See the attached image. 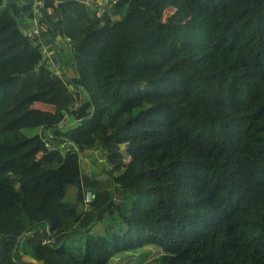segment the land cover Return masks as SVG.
Wrapping results in <instances>:
<instances>
[{
  "label": "trees",
  "instance_id": "1",
  "mask_svg": "<svg viewBox=\"0 0 264 264\" xmlns=\"http://www.w3.org/2000/svg\"><path fill=\"white\" fill-rule=\"evenodd\" d=\"M6 1L0 264H111L150 247L156 264H264V0H108L102 13L45 0L39 43L60 72L28 34L35 0ZM173 2L186 20L163 19ZM77 178L88 208L66 200ZM115 215L122 232L89 233ZM80 230L84 244L69 238Z\"/></svg>",
  "mask_w": 264,
  "mask_h": 264
},
{
  "label": "rangeland",
  "instance_id": "2",
  "mask_svg": "<svg viewBox=\"0 0 264 264\" xmlns=\"http://www.w3.org/2000/svg\"><path fill=\"white\" fill-rule=\"evenodd\" d=\"M45 0H35L36 2H40V4L37 5V7H43V2ZM108 0H89V4H97L98 7H100V13L103 12L104 7L106 6V2ZM57 3V2H56ZM40 11V8H38ZM127 12V9H125L121 14L115 15L114 18H119L125 15ZM3 15H0L2 17ZM188 18L187 11L183 8V6L180 3L173 2L171 5L165 10L163 19L166 21H184ZM11 17L9 14L4 15L3 19H0V24L4 20H10ZM40 25H43L40 24ZM45 26V25H44ZM46 55H50V53L45 52ZM55 70L58 72L61 71L58 67H54ZM68 74H71L70 72ZM36 104H41L43 107H50L47 104L41 103V102H34L32 105L36 106ZM102 112H98L95 114L96 120L92 121L89 125L90 127H96L99 117H101ZM75 123V122H74ZM76 125V123H75ZM23 132L27 135H35L39 133L38 128H25L23 129ZM41 153H39L37 156H39ZM86 168L90 169L93 166V159H90L89 163L88 161H85ZM99 166V165H98ZM77 199V187L72 185L67 186V194H66V200L68 201H75ZM125 229L123 220L118 216L115 215L113 218H109L105 216L99 221H96L93 226L90 228L89 233L93 235H99V236H108L110 237L114 232H122ZM71 236L69 238L72 239L76 244H84L86 241V238L88 236V231L80 230L77 233L70 234ZM70 240V239H69ZM152 250L149 254L144 255L141 251L139 252H126L122 256L116 257L111 261V264H156V260L161 254L159 249L152 248ZM26 260L32 261V259L29 258V255H25L23 257Z\"/></svg>",
  "mask_w": 264,
  "mask_h": 264
},
{
  "label": "clouds",
  "instance_id": "3",
  "mask_svg": "<svg viewBox=\"0 0 264 264\" xmlns=\"http://www.w3.org/2000/svg\"><path fill=\"white\" fill-rule=\"evenodd\" d=\"M4 1H6V0H4ZM57 4V3H56ZM40 12V11H39ZM39 16H41V13L38 15V22H39V28H40V33H39V36L38 37H32V36H30V37H32V38H37L38 39V41H37V43L40 45H42L41 47H42V55H43V63L45 64V62L47 61L48 62V58H50L51 56H53V63L51 64L52 65V67H53V69L55 70V68L54 67H58L59 69H61V64H59L60 63V59L58 58V55H56V54H54V52H55V50L54 49H50V46L48 45V44H44L42 41L39 43V38H40V34H41V25L40 24H42V22H41V20H40V17ZM33 29V28H32ZM31 29V30H32ZM45 52H48V53H50V55H46V53ZM83 198H84V194H83ZM83 200V199H82ZM33 261V260H32ZM36 262V261H35ZM37 263V262H36Z\"/></svg>",
  "mask_w": 264,
  "mask_h": 264
},
{
  "label": "built area",
  "instance_id": "4",
  "mask_svg": "<svg viewBox=\"0 0 264 264\" xmlns=\"http://www.w3.org/2000/svg\"><path fill=\"white\" fill-rule=\"evenodd\" d=\"M54 1L57 2V3L59 2V0H54ZM38 4H40V2H36L35 3V1H34V5L33 6L35 7L36 14H39V10H38V7H37ZM33 23H34L35 28L32 29V30H30L28 32V34L30 36H32V37H38L39 36V33H40L38 16L35 17V19L33 20ZM93 198H94V195H93V192L92 191H88V192H86L84 194L83 200H84V203H85L86 208L89 207L90 202L93 201Z\"/></svg>",
  "mask_w": 264,
  "mask_h": 264
},
{
  "label": "water",
  "instance_id": "5",
  "mask_svg": "<svg viewBox=\"0 0 264 264\" xmlns=\"http://www.w3.org/2000/svg\"><path fill=\"white\" fill-rule=\"evenodd\" d=\"M7 1H4L3 4L6 5ZM75 184L77 186V200L81 201L83 199L84 189L81 184V179L77 178L75 180Z\"/></svg>",
  "mask_w": 264,
  "mask_h": 264
},
{
  "label": "crops",
  "instance_id": "6",
  "mask_svg": "<svg viewBox=\"0 0 264 264\" xmlns=\"http://www.w3.org/2000/svg\"><path fill=\"white\" fill-rule=\"evenodd\" d=\"M4 18V15L2 16V17H0V19H3ZM5 21H7V20H4V21H2V22H5ZM50 46V49L52 50V46L51 45H49ZM59 64H61V65H63L64 64V62H62V61H60V63ZM68 71L72 74L73 73V71H72V68H68ZM37 105V107L36 106H33V107H35V108H41V109H48V110H50V108L51 107H43V105H41V104H36ZM97 118H95L94 120H96ZM93 120V121H94ZM99 120H100V117H99ZM99 120H98V122H99ZM90 124V123H89ZM97 125H98V123H97ZM97 125H96V127H97ZM96 127H90V125H89V128L91 129V130H95L96 129ZM40 133V132H39ZM41 155V154H40ZM39 155V156H40Z\"/></svg>",
  "mask_w": 264,
  "mask_h": 264
}]
</instances>
